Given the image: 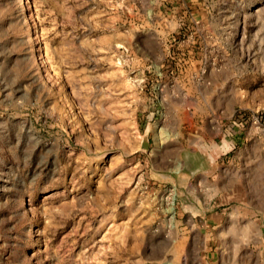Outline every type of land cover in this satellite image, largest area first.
Listing matches in <instances>:
<instances>
[{
  "label": "rangeland",
  "instance_id": "obj_1",
  "mask_svg": "<svg viewBox=\"0 0 264 264\" xmlns=\"http://www.w3.org/2000/svg\"><path fill=\"white\" fill-rule=\"evenodd\" d=\"M0 264H264V0H0Z\"/></svg>",
  "mask_w": 264,
  "mask_h": 264
},
{
  "label": "crops",
  "instance_id": "obj_2",
  "mask_svg": "<svg viewBox=\"0 0 264 264\" xmlns=\"http://www.w3.org/2000/svg\"><path fill=\"white\" fill-rule=\"evenodd\" d=\"M141 117V116H139ZM156 117V116H155ZM155 117H148L151 118L147 121L141 120V123H145L144 128L147 129V133L150 137V139H153L154 136V131L153 128L154 126L157 125L158 120ZM143 119V118H140ZM217 126H214V121H209V122H204L201 121V123L196 127L197 128V134L199 136L197 137L198 144H200V147L195 149H188L187 142H183L181 147V157L184 159V164H186V160L188 158H196V167L195 170H192L193 165H190L187 163V174L189 176H203L208 175L211 176L213 181H217L219 179V174H220V166H215L217 163V149L215 148L216 142H217V135H218V124L216 123ZM145 134L142 137V141H144ZM183 138L181 137L179 140H182ZM186 141V140H184ZM229 180V177L227 178Z\"/></svg>",
  "mask_w": 264,
  "mask_h": 264
}]
</instances>
